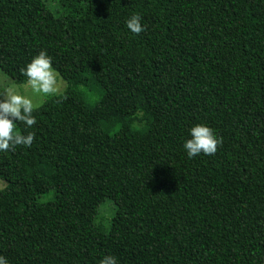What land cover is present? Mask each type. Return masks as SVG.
<instances>
[{
  "label": "trees",
  "instance_id": "1",
  "mask_svg": "<svg viewBox=\"0 0 264 264\" xmlns=\"http://www.w3.org/2000/svg\"><path fill=\"white\" fill-rule=\"evenodd\" d=\"M41 49L67 87L0 152L9 264H264V0H0V69ZM195 123L214 155L186 156Z\"/></svg>",
  "mask_w": 264,
  "mask_h": 264
},
{
  "label": "clouds",
  "instance_id": "2",
  "mask_svg": "<svg viewBox=\"0 0 264 264\" xmlns=\"http://www.w3.org/2000/svg\"><path fill=\"white\" fill-rule=\"evenodd\" d=\"M139 13L130 14L124 21L133 34L143 31ZM25 80L19 84L6 82L0 73V152L14 151L16 146L30 148L35 133L29 131L36 123L33 114L45 100L60 96L66 88V82L53 67L52 57L41 49L20 68ZM18 123L24 125L23 130ZM222 139L205 123H195L187 129V138L182 141L186 156L191 159L201 153L214 155ZM0 264H9L8 259L0 255ZM98 264H119L115 255L105 254Z\"/></svg>",
  "mask_w": 264,
  "mask_h": 264
},
{
  "label": "rangeland",
  "instance_id": "3",
  "mask_svg": "<svg viewBox=\"0 0 264 264\" xmlns=\"http://www.w3.org/2000/svg\"><path fill=\"white\" fill-rule=\"evenodd\" d=\"M44 1H45L46 5L48 6V8L53 13L57 12V10H58V1L59 0H44ZM0 73H3L4 76L7 78L6 82H14L1 69H0ZM17 84H19V83H17ZM66 85H67V83H66ZM85 94H86V97H87V100L89 101V103L95 102L96 99L98 98V95L93 90L92 91L87 90ZM5 185H6L5 181L0 178V190L3 189L5 187ZM51 196H52V194L50 193V194L44 195L39 200L40 201H45V200H48ZM114 213H115V204L113 203V201L110 198H105L104 201L100 204V206L98 208V214L96 216L95 222L96 223L100 222L102 224V226L105 229H107L109 227L110 220L113 217Z\"/></svg>",
  "mask_w": 264,
  "mask_h": 264
}]
</instances>
